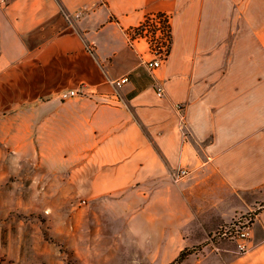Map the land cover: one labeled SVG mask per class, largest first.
Returning a JSON list of instances; mask_svg holds the SVG:
<instances>
[{"label": "crops", "instance_id": "crops-1", "mask_svg": "<svg viewBox=\"0 0 264 264\" xmlns=\"http://www.w3.org/2000/svg\"><path fill=\"white\" fill-rule=\"evenodd\" d=\"M157 12L170 16L172 45L150 70L148 42L128 30ZM80 86L116 100L62 99ZM9 149L56 169V183L34 185L40 195L87 198L115 218L149 212L163 228L211 230L251 211L264 203V0H8L0 165ZM248 244L214 264H264V207Z\"/></svg>", "mask_w": 264, "mask_h": 264}, {"label": "rangeland", "instance_id": "rangeland-1", "mask_svg": "<svg viewBox=\"0 0 264 264\" xmlns=\"http://www.w3.org/2000/svg\"><path fill=\"white\" fill-rule=\"evenodd\" d=\"M1 157L0 264H168L185 248L195 251L182 264H214L225 249L244 252L225 232L238 217L264 207L257 204L211 230H170L149 212L115 218L105 209L93 210L87 198L40 195L34 185L58 180L53 166L33 160L23 165L13 149Z\"/></svg>", "mask_w": 264, "mask_h": 264}, {"label": "built area", "instance_id": "built-area-1", "mask_svg": "<svg viewBox=\"0 0 264 264\" xmlns=\"http://www.w3.org/2000/svg\"><path fill=\"white\" fill-rule=\"evenodd\" d=\"M8 0H0V5L6 4ZM170 20V16L166 13L163 15L152 14L150 18H145L141 24L132 27L128 30V34L130 40L134 42L136 39H145L149 46L150 50L153 54V58L146 62L147 66L150 70H153L159 66H161L166 58L168 57L169 50L171 47V37L172 32L168 27V21ZM167 22V26H166ZM129 79L128 76H124L121 78L118 83H124ZM157 93L159 96L164 95V87L161 83L156 82L155 84ZM99 95L103 100L106 101H114L116 100L115 94L109 93H89L84 86H80L79 88H70L62 91L61 97L62 99H68L74 96H86V95ZM189 173L188 168H180L177 173L176 179H182ZM254 219L252 218V214L248 213L238 219L234 220L229 228L226 230L225 234L228 237L238 239V247L241 251H245L248 249L249 244L248 241L250 239L252 225Z\"/></svg>", "mask_w": 264, "mask_h": 264}, {"label": "trees", "instance_id": "trees-1", "mask_svg": "<svg viewBox=\"0 0 264 264\" xmlns=\"http://www.w3.org/2000/svg\"><path fill=\"white\" fill-rule=\"evenodd\" d=\"M153 14H157L158 16L159 15H163V14H166L164 12H157V13H153ZM152 14H149L147 16V18H150ZM166 26H167V22H166ZM168 27L170 28L171 30V25H170V20L168 21ZM258 212H254L253 213H250L252 214V218L255 219L256 218V215H257ZM254 221V220H253ZM254 223V222H253ZM195 250H191L189 248H185L181 251V253L178 255V257H176L173 261H171L170 263L168 264H182L184 262V260L188 257V255H190L191 253H193Z\"/></svg>", "mask_w": 264, "mask_h": 264}]
</instances>
